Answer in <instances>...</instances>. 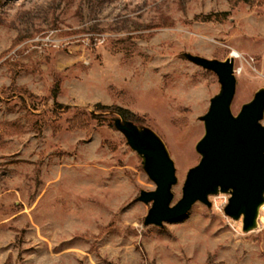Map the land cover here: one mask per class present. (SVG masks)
Listing matches in <instances>:
<instances>
[{
	"label": "rangeland",
	"instance_id": "374dc122",
	"mask_svg": "<svg viewBox=\"0 0 264 264\" xmlns=\"http://www.w3.org/2000/svg\"><path fill=\"white\" fill-rule=\"evenodd\" d=\"M184 53L235 54L236 115L264 88V0H0V264H264V218L242 232L227 194L143 226L135 199L155 186L112 111H95L128 110L161 138L174 205L219 91ZM77 112L104 120L70 130Z\"/></svg>",
	"mask_w": 264,
	"mask_h": 264
},
{
	"label": "water",
	"instance_id": "95a60500",
	"mask_svg": "<svg viewBox=\"0 0 264 264\" xmlns=\"http://www.w3.org/2000/svg\"><path fill=\"white\" fill-rule=\"evenodd\" d=\"M184 59L213 73L219 91L209 100L206 113L199 118L204 133L195 145L198 164L188 170L182 196L174 205L172 188L177 183L175 167L161 138L150 128L136 125L112 112L113 127L141 160V168L154 184L152 191H140L136 202L150 205L143 226L162 227L183 219L200 202L211 207L209 197L229 196L224 214L241 221L242 232L258 227L259 210L264 205V88L243 104L236 115L231 112L236 78L234 58L224 61L184 53Z\"/></svg>",
	"mask_w": 264,
	"mask_h": 264
},
{
	"label": "trees",
	"instance_id": "16d2710c",
	"mask_svg": "<svg viewBox=\"0 0 264 264\" xmlns=\"http://www.w3.org/2000/svg\"><path fill=\"white\" fill-rule=\"evenodd\" d=\"M235 3H244V4H251L255 0H230ZM223 16H227L226 13L221 14ZM218 15H212L207 18H205V21H218ZM57 96V86L53 89L52 91V97L56 98ZM95 111L97 112H103V111H112L115 112L119 115H121L125 120L130 121L134 124H142V120L139 119L137 116L129 112L128 110L119 108V107H104L101 105H96L95 106ZM97 119H102L104 120V117L102 116H96V115H91L87 114L85 112H77L73 115V117L68 121V127L70 130H86L89 127V122L91 120H97ZM114 128V127H113Z\"/></svg>",
	"mask_w": 264,
	"mask_h": 264
},
{
	"label": "built area",
	"instance_id": "2783aa9c",
	"mask_svg": "<svg viewBox=\"0 0 264 264\" xmlns=\"http://www.w3.org/2000/svg\"><path fill=\"white\" fill-rule=\"evenodd\" d=\"M264 205H262L261 207H260V210H259V219H262V217H264Z\"/></svg>",
	"mask_w": 264,
	"mask_h": 264
},
{
	"label": "bare ground",
	"instance_id": "6f19581e",
	"mask_svg": "<svg viewBox=\"0 0 264 264\" xmlns=\"http://www.w3.org/2000/svg\"><path fill=\"white\" fill-rule=\"evenodd\" d=\"M230 57H232V58H235L236 56H235V54H232ZM264 208V207H263ZM264 217H262V219H263ZM262 219H260V220H262Z\"/></svg>",
	"mask_w": 264,
	"mask_h": 264
}]
</instances>
